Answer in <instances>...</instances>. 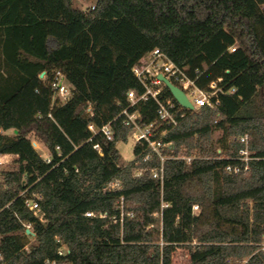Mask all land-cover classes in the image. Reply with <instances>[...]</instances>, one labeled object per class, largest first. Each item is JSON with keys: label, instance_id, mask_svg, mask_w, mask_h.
<instances>
[{"label": "trees", "instance_id": "trees-1", "mask_svg": "<svg viewBox=\"0 0 264 264\" xmlns=\"http://www.w3.org/2000/svg\"><path fill=\"white\" fill-rule=\"evenodd\" d=\"M155 48L198 87L216 80L220 88L217 108H182L164 136L166 206L152 197L158 155L134 145L133 159L119 165L116 143L130 128L118 118L112 140L97 134L91 141L87 128L126 107L129 89L142 92L132 67ZM55 70L74 86L63 104H53L47 83ZM162 96L172 98L166 87ZM136 107L143 121L157 119L154 101ZM9 129L17 132L6 135ZM246 133L253 138L248 169L229 172L226 165H243L233 157ZM0 153L17 155L0 171L5 264H172L178 246L190 264H238L264 238V0H94L86 9L73 0H0ZM24 191L41 195L44 221L26 207ZM120 197L122 222L105 227L97 213L119 218ZM23 223L35 234L28 250ZM57 238L69 250L64 257ZM251 264L262 261L254 255Z\"/></svg>", "mask_w": 264, "mask_h": 264}, {"label": "built area", "instance_id": "built-area-1", "mask_svg": "<svg viewBox=\"0 0 264 264\" xmlns=\"http://www.w3.org/2000/svg\"><path fill=\"white\" fill-rule=\"evenodd\" d=\"M93 8V6H92ZM132 72L140 85L142 86V92L138 93L134 89H129L126 92L128 105L124 107L119 113L111 120L103 123L100 126H96L93 122H89L87 125L88 130L91 132L88 141H91L94 136L100 134L106 140H112L114 136L113 121L120 119L122 125L128 126L130 128L128 137H130L134 145H139L142 147V150H149L151 153H155L160 158L159 167L152 169V176L158 178L160 181V187L153 189L152 197L160 199L162 201V182H163V161L165 159L161 154V149L167 146H170V142L164 139L167 131L176 126L179 119L185 115V112L182 110L180 104L174 102V98L163 97V89L166 87L164 82L158 78V75H163L173 84L178 86L183 90L187 99L193 105V109H198L203 106H207L211 109H215L219 106V98L217 93L220 91V88L217 87V81H211L208 84V88H200L197 86L195 79L190 78L187 75L186 69L175 64L169 57L155 48L145 55L133 65ZM45 72L39 74L40 78H43ZM220 80V79H218ZM48 87L52 93L53 104H63L68 101L74 93V86L66 79L65 75L60 70H55L51 78L49 79ZM232 92V91H231ZM152 100L156 104V115L157 119L151 122L143 121L139 109L136 107L138 102ZM176 101V100H175ZM177 102V101H176ZM187 109V108H185ZM86 112L89 116L93 114L92 106L88 104ZM50 115V114H49ZM239 141L242 144V147L239 149L236 157H233L234 160L243 162L241 166L238 163L228 164L225 169L232 173H239L241 171H246L248 169V161L251 157V143L253 142L252 136L246 134L239 136ZM93 147L99 152L101 148L98 144H94ZM56 150L59 151V147L56 146ZM12 156L17 158L15 154H4L0 153V165L10 163L13 159ZM46 162H50L51 157L47 153L42 156ZM150 158V154L144 157V160ZM186 162H189L192 157H181ZM142 169H137L134 173L135 176H140ZM112 186V185H110ZM26 191L22 192L25 196V205L26 207L35 215L40 221H44V213L41 211L39 199L41 195L39 193L26 194ZM167 204L162 201V206ZM117 207L120 210L119 218L115 216L107 217L105 212H99L97 215L100 218L105 219V227L110 226L113 223L119 221L122 222L123 217V197H120ZM198 211V206L193 205L192 211L196 213ZM161 214V213H159ZM85 216L90 217L94 216L93 212H85ZM155 215H158L157 213ZM24 232L35 234L32 231L30 223H23ZM58 243L57 254L59 257H64L68 252V248L65 243L60 239H56ZM257 248L248 256L242 258L238 264H251L253 262L254 255H258L264 264V238L256 243ZM25 250L29 249V245L25 244L23 247ZM189 256V254H188ZM190 259V256H189ZM0 264H5L3 256L0 254ZM44 264H63L57 259H45Z\"/></svg>", "mask_w": 264, "mask_h": 264}, {"label": "rangeland", "instance_id": "rangeland-1", "mask_svg": "<svg viewBox=\"0 0 264 264\" xmlns=\"http://www.w3.org/2000/svg\"><path fill=\"white\" fill-rule=\"evenodd\" d=\"M93 2L94 0H73L74 6L80 9L88 8L90 5L93 4ZM4 133L9 136H13L15 134L12 129L6 130L4 131ZM219 134L220 131H215L214 137H218ZM29 137L32 139V142L35 143L33 146L37 149L41 157L48 153L46 147L40 142V140L37 137H35L32 133H29ZM133 147H134V142L130 137H128L126 141H119L116 143V148L120 154V158L118 161L119 165H124L125 163L133 159L134 157ZM217 152H220L219 148L217 149ZM12 159L13 160L10 163L1 164L0 171L10 168L16 159L15 156H12ZM195 211L197 212V210ZM22 234L25 236V240L27 241L28 245L35 243L34 235L30 234L29 232L25 233L24 231ZM188 254H189L188 249L186 247L183 246L176 247L172 252V264H190V259Z\"/></svg>", "mask_w": 264, "mask_h": 264}, {"label": "water", "instance_id": "water-1", "mask_svg": "<svg viewBox=\"0 0 264 264\" xmlns=\"http://www.w3.org/2000/svg\"><path fill=\"white\" fill-rule=\"evenodd\" d=\"M42 74V72H41ZM40 74V75H41ZM158 78L164 82L166 88L169 90V92L171 93L172 97L177 101L178 104H180L182 107L187 108L192 110L193 109V105L191 104V102L187 99L185 93L183 92L182 89H180L178 86H176L175 84H173L171 81H169L166 77H164L163 75H158ZM14 133L17 132L16 129L13 130ZM35 143L32 142V145H34Z\"/></svg>", "mask_w": 264, "mask_h": 264}]
</instances>
